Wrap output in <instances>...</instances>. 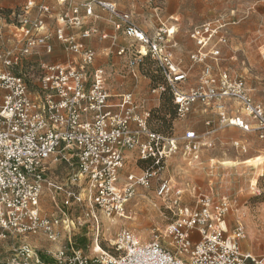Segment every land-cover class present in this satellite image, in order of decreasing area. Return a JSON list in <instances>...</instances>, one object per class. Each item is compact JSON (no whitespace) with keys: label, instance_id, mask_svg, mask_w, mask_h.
I'll list each match as a JSON object with an SVG mask.
<instances>
[{"label":"built area","instance_id":"obj_1","mask_svg":"<svg viewBox=\"0 0 264 264\" xmlns=\"http://www.w3.org/2000/svg\"><path fill=\"white\" fill-rule=\"evenodd\" d=\"M95 5L112 15L116 30L133 39L118 54H131L128 69L134 76L147 57L155 62V72L164 80L160 89H169L180 118L196 104L214 106L222 122L257 131L264 138V106L250 95L244 78L232 77L227 70L216 71L206 62L209 56L218 58V46L227 43L228 27L235 21L217 17L192 29L191 37L199 47L192 59L202 62L203 69L197 86L186 90L183 84L189 72L175 61L169 39L173 31L165 24L150 34L115 2L85 0L59 16L53 34L45 30L51 7L28 0L8 12L13 18V42L0 46V246L15 241L0 264H264V255L256 257L242 248L246 227L240 222L232 228L228 223L237 202L219 201L209 193H197L196 188L192 204L182 203L183 192L175 190L171 202L175 218L164 230L175 251L164 246L160 234L143 241L127 228L116 233L110 247L101 246L98 212L112 219L125 217L136 188L150 186L155 174L166 168L168 158L182 153L197 159L201 148L212 147L213 142L205 137L209 131L199 134L188 129L176 136L154 130L148 122L151 110L132 91L114 99L107 86V71L94 67L97 52L84 41L98 32L85 27V17L92 16ZM33 10L35 15H31ZM70 29L78 31L69 34ZM54 36L76 55L70 64L32 59L54 51ZM207 46L211 49L203 50ZM29 65L40 71L36 83L23 70ZM226 99L238 101L246 117H229ZM131 151L140 161L151 163L140 174L124 176ZM60 160L68 166L62 179L50 175ZM46 189L53 203L50 213L42 209ZM172 190L169 180L158 186L160 195L168 196ZM57 195H62L61 200ZM74 205L89 209L75 218L68 211ZM84 225L95 232L92 254L77 244L76 230ZM28 235L45 236L58 245L45 248L50 259L22 240Z\"/></svg>","mask_w":264,"mask_h":264},{"label":"rangeland","instance_id":"obj_2","mask_svg":"<svg viewBox=\"0 0 264 264\" xmlns=\"http://www.w3.org/2000/svg\"><path fill=\"white\" fill-rule=\"evenodd\" d=\"M113 1L117 2L120 10H125L124 12L126 9H122V5L128 7L135 2L134 0ZM155 4V7L160 8V12L168 8V11L173 14L169 15L171 19L167 22V28L175 27L174 31H177L178 35L182 29L190 34V30L202 22L217 19V17L231 22L235 21V24L228 27V41L221 47L218 66L228 70L232 77L244 78L250 95L264 106V0H157ZM0 20L2 30L0 46H10L12 41L8 39V30L11 28L8 25L10 22L8 12L0 13ZM194 50H196L195 43L193 47L184 48L180 55L178 54L186 66L191 64L190 53ZM42 54L34 55L32 59L37 63L47 61ZM206 62L213 68L215 67L213 60ZM155 66L153 60H148L145 69L140 67L144 74L134 80L135 84L141 86L138 92L139 102L146 110H151L148 118L150 127L173 132L176 136L184 135L188 129H196L195 131L199 134L209 131L205 137L213 142V146H203L197 159L193 156H184L182 153L168 158L166 168L155 174L150 186L136 188L135 196L127 204L125 217L112 219L97 211L102 229L101 246L110 247L116 233L121 228H127L134 230L143 241H149L154 234H160L164 246L175 251L174 247L168 244L169 238L164 235L165 227L175 218L171 202L176 197L175 190L180 189L183 192L182 203L192 204L195 194L193 188H196L197 193H209L219 201L237 202L228 216V223L233 228L241 222L246 227V236L241 240L242 248L244 251L252 252L256 257L263 256L264 138L256 136L253 131H245L239 126L222 122L214 106L206 107L204 104H196L190 113L180 118L178 114H174L175 107L168 93L164 94V91L160 89L164 80L159 72H155ZM33 67L24 66L23 70L27 71L28 75L32 76H30L31 80L36 83L35 80L40 71L37 70V66L33 65ZM200 70L199 65L194 66L188 80L189 86L197 82L196 77ZM154 99L159 102V106L151 107L147 104ZM224 102L229 117H246L238 101L226 99ZM208 121H211L210 125L207 124ZM243 146L246 147V151ZM150 163L140 161L136 152L131 151L128 154L124 176L131 172L140 174L142 169ZM67 168V163L60 160L54 163L50 175L62 179ZM168 180L173 190L168 196L160 195L158 193L159 184ZM43 196L42 209L45 213H50L53 210L50 191L46 189ZM57 196L61 200L62 195ZM88 209L86 205H74L68 208V211L77 218ZM92 223L91 220L89 225ZM76 231L78 247L92 254L94 230L84 225ZM22 240H27L38 247L46 259L51 257L46 253L45 248L58 247L57 244L48 241L45 236L28 235ZM14 242L10 240L0 246V263H3L9 256Z\"/></svg>","mask_w":264,"mask_h":264},{"label":"crops","instance_id":"obj_3","mask_svg":"<svg viewBox=\"0 0 264 264\" xmlns=\"http://www.w3.org/2000/svg\"><path fill=\"white\" fill-rule=\"evenodd\" d=\"M28 0H0V9H3L7 12L15 11L21 5L25 4ZM37 3H44L51 7V14L47 18V24H46V31H49L51 33H55V30L58 26L57 19L61 14L66 12L67 10L71 9L75 5L84 2L85 0H35ZM109 1V0H106ZM113 1V0H110ZM135 2L131 4V6H125L122 5V9H126V12H130L134 18L136 19L138 25L141 27V29L144 32H148L150 34H153L157 28H159L162 24H165L167 26V22L171 19L169 18V15L171 14L170 11H168V8H166L165 11L160 12V8L155 7L156 4H150L148 0H134ZM115 2V1H113ZM117 4V2H115ZM118 6V4H117ZM154 6V7H150ZM119 8V6H118ZM120 9V8H119ZM128 10V11H127ZM125 11V10H123ZM36 10H33L31 12V15H35ZM81 13L85 15V10L81 9ZM168 15V17H166ZM11 20H13L12 16L9 17ZM10 20V22H11ZM8 23V25L11 27L8 30V39L13 42V26L12 23ZM85 27H95L98 29L97 33H94L91 38L85 39V43L89 45L91 48H94L97 52V56L94 62V67H102L105 69L108 73V87L110 89V92L112 95L115 96V100L117 101L119 99V94L128 93L132 91L135 93V96L138 99V92L141 88V86H138L135 84L134 80L138 79L142 73V68L145 69L147 61L151 60L150 57H147L145 59V64L141 66L142 68L139 69V72L137 76H134L130 69H128V63L130 60L131 54H125V55H119L118 49L121 47H129L128 45L132 43V39L129 37L124 36L125 34L121 31H118L114 27L113 23V17L108 13V11L102 9L98 5L94 6V12L92 16H86L85 17ZM1 25V20H0ZM174 28H171V31H173V34L170 35L169 39L171 40L172 47L171 50L174 52V59L175 61L180 65V67L188 70L189 77L184 82V86L186 90H190L193 87H196L199 82V77L201 75L202 69H203V63H198L193 61L192 54L199 51V47L197 46L196 42L191 37L192 29L190 30V34H188L184 29H182L181 33L178 35V32L174 31ZM78 29H70L68 30L69 34H73ZM1 28H0V35H1ZM103 33H106L108 35L107 38H103ZM115 38V40L113 39ZM2 39V37H0ZM52 43L54 45V51L51 54L41 52L43 58L51 64H70L72 60L76 59V55L69 52L64 48V44L56 37H53ZM194 43L196 45V50L191 51L190 53V66H186L182 59L180 58V53L185 48H190L194 46ZM131 45V44H130ZM224 44H220L218 47L220 48V55L217 59H215L212 56H209L207 58L208 60H213L215 62L214 69L216 71L219 70H226L223 69L221 66H218V60L221 56L222 52V46ZM211 46V45H210ZM210 46L204 47L203 50L209 51L211 49ZM137 47V46H136ZM179 54V55H178ZM199 65L201 67V70L198 73L197 82L193 86L188 85V80L191 77V71L193 70L194 66ZM228 71V70H227ZM135 84V85H134ZM137 92V93H136ZM255 100L259 101L258 99L254 98ZM260 102V101H259ZM151 107H157L159 106V102L157 100H152L147 103ZM206 112V111H203ZM203 128V127H202ZM240 128V127H239ZM195 129V128H194ZM196 130V129H195ZM198 131V130H197ZM256 136H259V133L253 132ZM243 149L246 151V147L243 146ZM264 174V171H263Z\"/></svg>","mask_w":264,"mask_h":264},{"label":"trees","instance_id":"obj_4","mask_svg":"<svg viewBox=\"0 0 264 264\" xmlns=\"http://www.w3.org/2000/svg\"><path fill=\"white\" fill-rule=\"evenodd\" d=\"M3 12H7V11H5V10H2V11H0V13H3ZM166 93H168V95H169V97H170V100H171V102L173 103V97H172V94H171V92L169 91V89H166V91H164V94H166ZM174 104V107H175V111H174V114L176 113L177 114V106H176V104L175 103H173ZM154 130H156V131H159V132H162V133H169V131H162V130H158V129H154ZM148 167V166H147ZM147 167H145V168H147Z\"/></svg>","mask_w":264,"mask_h":264},{"label":"bare ground","instance_id":"obj_5","mask_svg":"<svg viewBox=\"0 0 264 264\" xmlns=\"http://www.w3.org/2000/svg\"><path fill=\"white\" fill-rule=\"evenodd\" d=\"M94 247H95L96 249H98L97 245H94Z\"/></svg>","mask_w":264,"mask_h":264}]
</instances>
